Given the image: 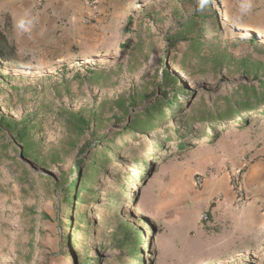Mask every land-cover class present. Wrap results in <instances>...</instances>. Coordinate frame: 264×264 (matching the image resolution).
I'll use <instances>...</instances> for the list:
<instances>
[{"label": "rangeland", "instance_id": "1", "mask_svg": "<svg viewBox=\"0 0 264 264\" xmlns=\"http://www.w3.org/2000/svg\"><path fill=\"white\" fill-rule=\"evenodd\" d=\"M203 1L125 0L114 22L121 45H114L110 62L100 64L104 72L93 79L86 73L95 70L87 43L90 32H80L76 40L62 36L60 30L46 42L19 38L8 14L1 15L0 28L14 43L17 59L0 60V114L33 122L35 141L48 160L22 162L11 136L0 134V264H82L86 256L93 263L114 264L121 252L113 236L117 224L106 207L110 193L115 197L109 206H118V200L123 203L119 215L124 226L130 223L142 235L140 259H128V264H264V227L246 229L235 223L228 214L233 212L239 220L242 208L234 201L227 211L221 203L223 184L232 191L225 174L238 157L248 159L246 145L264 139V118L242 128L230 125L213 142L199 139L205 128L200 123L198 139L162 163L161 154L154 159L159 154L154 142L181 119L170 120L148 138L126 135L116 138L113 147L103 144L126 121L115 100L133 95L141 110L165 65L179 76L182 103L189 105L212 107L238 84L251 80L239 61H264V34L248 28L253 15L250 19V13H241L243 0H211L218 21L210 19L204 25L201 44L209 46L201 57L188 43L167 50V35L174 34ZM83 24L92 31L96 22ZM124 26L128 33H120ZM251 38L256 46L249 44ZM30 40L35 46L28 45ZM129 110L136 112L131 106ZM66 111L87 120L94 111L101 116V123L91 122L74 148L69 140L75 137L60 118ZM92 147H108L112 159L116 162L120 155L124 165L107 170L95 203L87 207L79 203L72 214L63 201L62 186L66 177L78 174V157L90 161ZM54 150L61 151L59 161L49 158ZM245 169L241 167V175ZM122 175L127 177L117 182ZM199 177L205 179L202 186L196 185ZM122 186L125 194H120ZM66 239L72 245L67 246Z\"/></svg>", "mask_w": 264, "mask_h": 264}, {"label": "trees", "instance_id": "2", "mask_svg": "<svg viewBox=\"0 0 264 264\" xmlns=\"http://www.w3.org/2000/svg\"><path fill=\"white\" fill-rule=\"evenodd\" d=\"M210 19L212 21H218L216 12L211 8V0H204L179 25V28L174 34L167 35V50H172V48L180 43H188L192 53L201 57L204 49L209 46L201 44V41L205 37L204 25H207ZM125 32L128 33L129 31L126 29ZM248 42L250 45L256 46L253 38ZM16 59L17 52L14 43L8 39L7 33L0 28V60L5 63H11ZM239 68L251 80L238 84L231 95L226 96L210 107L207 105H189L188 103H182L181 94L183 91L179 88L180 78L177 75H173L170 67L165 65L163 76L160 78L155 90L147 97V101L141 110H137V100L133 95L129 96V98L121 96L115 100L113 103L115 108L126 116V121L121 128L116 127V129H113L114 134L110 140L108 139L103 144H109L113 147L116 138L126 135L148 138L151 133L161 130L162 126L168 124L170 120L171 122H175V119H181L179 123H174L175 126L172 130L162 132V136H159L156 142H154V145L159 149V154L155 155L154 159H159L161 154L162 159L160 163H162L169 159L172 154L187 150L191 143L198 139L196 129L200 123L205 128L199 139L207 140L210 138L213 142L230 125H236L242 128L253 120L264 118V61H253L249 58H242L239 61ZM86 73L91 79L100 75L95 70H87ZM170 87L172 89L168 91ZM219 102L222 103L219 104ZM127 104L129 105L127 106ZM129 106L136 109V112H130ZM64 114L60 118H65L63 122L64 126L75 137L69 140V146L71 148L77 145V141L85 134L91 122H94L96 126L101 123V116L96 111L92 113L91 119L89 120L77 112L66 111ZM207 127L209 131H207ZM33 128V122L16 121L13 118L0 114V134H8L11 136V142L17 150L19 160L23 162L24 159L30 158L36 163L45 164L48 158L39 149L40 144L35 141ZM168 144H171L173 148L170 149ZM86 148L81 150L82 154H84ZM108 149V147H92L89 153L90 161L87 162L84 158L78 157L75 161V169H79L78 174L74 179H70V176L66 177L65 186H62V196L64 203L69 205L72 214L75 213L79 203L86 207L95 203L98 195V185L106 176L105 173L107 170H110L111 167L120 170L119 168L123 167L122 156L118 155L117 161L115 162L111 154H109L112 150ZM102 150L103 152L100 153L101 157L97 158L98 153ZM49 158L53 161H59L61 159V151H52ZM122 177L124 179L127 175H122L116 179L117 182L122 181ZM120 189V194H125L127 191L125 186H122ZM114 197V194L110 193L106 205V207H109L108 210L111 212L117 224L113 236L121 252V255L116 258L114 264H128L125 262L128 259L130 261L140 259L142 235L139 230L134 228V225L126 223V226H124V220L119 215L120 208L123 204L121 201H117L119 202L118 206H109ZM121 231L123 236L119 238ZM66 241L67 246L72 245L70 240L66 239ZM82 264L97 263H93L86 256Z\"/></svg>", "mask_w": 264, "mask_h": 264}, {"label": "crops", "instance_id": "3", "mask_svg": "<svg viewBox=\"0 0 264 264\" xmlns=\"http://www.w3.org/2000/svg\"><path fill=\"white\" fill-rule=\"evenodd\" d=\"M124 6H126L125 0H99V19L96 24L93 23L95 25L92 31L84 29L83 18L88 11L83 0H44L41 5L37 0H0V17L2 14H8L15 36L18 33L19 38L41 40V42H46L58 30L61 31L62 36L74 40L80 32H90L89 40L87 39L91 52L89 58L94 69L101 73L104 72V67L100 64L107 65L110 62L108 55L110 50L117 45V42L121 45L122 40L115 38L118 35L116 31L118 28L114 22L116 13ZM241 9L243 15L250 13V19L251 14L253 15L252 27L248 28L264 34V0H243ZM126 28L127 26H124L120 33L124 34ZM21 44L18 39L19 52L22 50ZM30 44L35 46L34 40H30L28 45ZM245 148V153L249 154L248 159L245 156L238 157L236 162L231 163L230 171L235 169L242 171L241 167H246V171L241 175V185L249 199L241 210V219L233 218L235 215L233 212H229L228 216L235 220V223H243L246 229H257L264 227V139L258 144L251 142ZM229 173L227 172L225 177L229 178ZM213 185L217 188V184ZM222 189L225 191V198L220 201L222 207L229 211L235 201L234 192L226 187V183L223 184Z\"/></svg>", "mask_w": 264, "mask_h": 264}, {"label": "built area", "instance_id": "4", "mask_svg": "<svg viewBox=\"0 0 264 264\" xmlns=\"http://www.w3.org/2000/svg\"><path fill=\"white\" fill-rule=\"evenodd\" d=\"M38 4L41 5L44 0H37ZM83 4L88 11V14L83 18V22L88 24L95 23L99 19V0H83ZM241 171L234 170L230 171V186L234 192L235 203L238 207L243 208L248 202V195L244 191L240 181ZM205 183L204 177L196 179V185L202 186ZM206 219V218H205Z\"/></svg>", "mask_w": 264, "mask_h": 264}, {"label": "bare ground", "instance_id": "5", "mask_svg": "<svg viewBox=\"0 0 264 264\" xmlns=\"http://www.w3.org/2000/svg\"><path fill=\"white\" fill-rule=\"evenodd\" d=\"M258 31V30H257ZM260 31V30H259ZM261 32V31H260Z\"/></svg>", "mask_w": 264, "mask_h": 264}]
</instances>
